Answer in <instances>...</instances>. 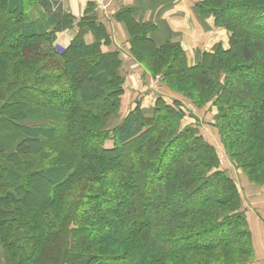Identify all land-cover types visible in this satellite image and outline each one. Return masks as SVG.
Returning <instances> with one entry per match:
<instances>
[{"label":"trees","instance_id":"16d2710c","mask_svg":"<svg viewBox=\"0 0 264 264\" xmlns=\"http://www.w3.org/2000/svg\"><path fill=\"white\" fill-rule=\"evenodd\" d=\"M5 2L6 8L0 7L6 19L0 28V74L11 78L0 87L7 91H0V189H6L5 193L0 190V208L17 205L4 218L0 215L6 264H214L215 252L225 264L231 255L247 256L250 259L245 264H250L253 252L243 214L232 210L220 217L227 207L237 204L238 209L235 186L227 173L218 170L217 153L198 130L180 126L182 103L158 97L149 116L136 108L122 124L108 128L118 115L123 94L121 61L115 52H101L108 39L94 14L87 16L93 5L87 6L76 24L78 33L69 46L62 51L50 47L45 55L49 61L41 63L11 52L40 42L50 46L57 33L72 28L75 18L60 11V0H0V5ZM30 4L37 12L27 16ZM195 7L201 18L212 17L228 32L229 45L199 54L192 67L186 64L180 45L157 46L150 38L155 27L139 25L131 10L122 9L117 20L129 33L131 55L141 65L148 62L147 68L142 66L150 76L159 74L165 88L198 108L213 102L217 128L234 161L232 147L241 145L239 150H245L243 142L248 138V152L264 146V70L260 79H253L256 88L247 89L244 98H235L230 84L237 76L230 72L231 66L237 56H244L234 47V40L242 39L238 27L249 25L261 37L264 23L258 12L264 4L260 0H202ZM235 7L237 17L232 11ZM229 12L234 18L227 16ZM9 18L12 25L6 29ZM87 32L96 38L92 45L81 39ZM136 34L150 48L147 59L135 54ZM8 35L12 40L5 43ZM262 37L254 41L253 48L264 62ZM22 66L24 70L16 73ZM221 77L228 81L226 85L221 86ZM13 95L21 96L22 103L11 100ZM202 95L208 96L204 102ZM229 99L240 101L236 109L242 111L232 135L224 134L220 123L233 111ZM13 106L20 109L12 112ZM18 111L20 117L15 115ZM16 118L29 122L22 125ZM26 140L38 144L60 140L72 151L60 163L36 171L9 160ZM168 149L171 153L165 160ZM260 156L250 167L260 164ZM33 177L50 187L41 203L34 190L26 196ZM183 182L190 185L182 194L185 203L192 202L198 191L208 192L195 208L169 203ZM96 199L103 202L101 208L90 211ZM85 204L89 206L83 209ZM86 244L100 247L98 253L72 252ZM28 246L31 250L25 254L23 249ZM18 252L24 254L20 257Z\"/></svg>","mask_w":264,"mask_h":264},{"label":"rangeland","instance_id":"374dc122","mask_svg":"<svg viewBox=\"0 0 264 264\" xmlns=\"http://www.w3.org/2000/svg\"><path fill=\"white\" fill-rule=\"evenodd\" d=\"M32 1L35 2V1H42V0H32ZM45 1H49V0H45ZM201 1L202 0H200V2ZM247 1L249 2L250 0H247ZM260 1L264 4V0H260ZM252 3H254V2H252ZM257 4H259V3H257ZM92 5L94 6V4H92ZM59 6H60V4H59ZM0 7H3L5 9L6 8V2H5V4L0 5ZM94 9L95 8H92V10H90L88 12V15H87L88 17H90L92 14H95ZM232 11L234 12V14H236V17H237L239 9L237 7H235L232 9ZM235 11H237V12L235 13ZM35 12H37V7L36 6L34 7L33 4H30L27 7L26 15L32 16L33 14H35ZM231 12L226 13V14L230 18L231 17L234 18V16H232ZM258 13H260V15L263 16L262 17V23H264V10L260 11ZM222 15L225 16V11H223ZM10 19L11 18L7 19L6 29L11 28L12 21L14 20V17H12V21H10L11 24L8 23V21ZM4 20H6L5 17L0 13V28L2 26H4L3 25ZM78 21H76V19H75V22L73 24L76 25L78 23ZM240 21H242V20H240ZM241 23L243 24L244 22H241ZM238 30L241 32L242 39L240 37L239 39L234 40V47H235V50H237V52L243 53L244 56L235 55V56H237V59L235 60V62H233L232 66H231L232 69L230 68L231 69L230 72L236 74L237 76H233V80L231 81L230 84H231V87L233 88L234 95L236 96L235 98H238V97L244 98V97H246V95L244 96V94H245V91H247V89H249V91H250V89L252 90L253 88H256L253 86V83H254L253 79H255V78L260 79L259 76L261 75L262 71L264 70V62L261 61L262 58L259 59V55L257 54L258 52H256V50L253 48L254 41L258 38L261 39V37L264 35V31L263 32L261 31V37H259V35H258L259 32H257L251 26L246 25V24L243 26L239 25ZM7 37L8 38H7L5 43H7L8 40H12L10 35H8ZM135 37H136L135 41H137L136 45L134 46L135 54L142 55L143 57H145L147 59V56L150 52V48L148 47V44L145 41H143L138 34H136ZM0 38H1V33H0ZM262 38L264 39V37H262ZM14 39H15V37L13 38V40ZM238 40H243V41L238 43ZM1 43H2V41L0 40V44ZM175 44H177V43H175ZM55 45H56L55 40H54V42H52V44H50V46L44 42H40V43L36 44L35 46L22 47V49H16L15 51H12L11 54H13V55L18 54V56H23L25 59H29L30 61H33V62H36L37 60L41 63L46 62V61L48 62L49 60L45 57V55H47L49 53V48L52 46H55ZM236 45H238V46L240 45V46L237 47ZM217 48H219L221 50L223 49L221 47H217ZM140 49H142V51ZM182 52L184 54L183 50H182ZM209 52H211V51H209ZM199 54H201V53H199ZM184 55H185V59H186V64L188 66L192 67L187 62L186 54H184ZM37 57H38V59H36ZM34 60H36V61H34ZM147 63L148 62H146V61L142 62V65H144V67L147 68ZM23 64H25V62H23ZM83 68L84 67L81 66L80 69L83 70ZM23 70H24V67L22 66L20 68V70H17L16 73H19V72L21 73ZM25 72H27V71H25ZM9 76H10V74H6L5 72L3 74H0V87H5L4 85L8 84V80H10V78H11ZM152 77L153 78H151V79H153V81L156 83V85H158L161 89L163 88L164 91L165 90L167 91V88L164 87L165 84L162 82V78L160 77L159 74L152 76ZM223 77H224V75H223ZM223 77L220 78L221 82H222L221 86L226 85V82H228V81H226V82L222 81ZM172 85L175 87V85L173 83H172ZM0 91L2 93L7 92L6 89H4V91H3V88H0ZM171 93H173V92H171ZM174 94H176V93H174ZM202 96H203L202 102L206 101L208 96H206V95H202ZM11 97H12L11 100H14V102L16 101L18 103L19 102L22 103V101H23L21 96L14 97V95H13ZM232 100L233 99H229L230 102H228V103L233 108V111H231L230 113H227V114H229V116L225 117L223 119V121H220V123L223 124L224 130L226 129L224 134H228V135L229 134L232 135V133L230 131L234 128L235 125L236 126L239 125V121H240L239 118H240V114L242 113L241 110L236 109V106H238L240 104V103H238L240 101L235 102L234 100L233 101ZM8 101H9V99H8ZM185 102L189 103L188 104L189 107L182 104V110L184 111V117L181 120L180 126H182V127L193 126L195 129L198 130L199 135L205 141V143H207L210 147H213V149L215 150V153H217V156H218V167L217 168H218V170L220 172L227 173L228 177L233 182L235 189H236V195L239 196L237 198L238 203H239L238 209H237V204L233 205L232 207H227V208L223 209L224 211L220 215V217L227 215V213L231 212L232 210H235V211L237 210V212H240L243 214L244 228H246V230L249 233L248 235H249L250 242H251V251L253 252V256H252L253 260L250 261V264H255L256 258H255L254 247H255V245H258V239L253 236V231H254L255 225H256L255 223L260 224L262 226L263 231H264V160H260V158L261 157L263 158V156H264V146H260V148H256L259 146L258 145L255 147L254 152L250 153V152H248L249 146L247 144L250 143L251 141H249L250 138H248V141L245 140V142H243V143H246V144H243V147L245 148V150L244 149L242 151L239 150V147L241 145L238 148L236 146L232 147L231 152L235 156L234 161H233L232 158L230 157L229 153H227V150L224 146V141H223L221 134L217 128V125H216L217 110H216V107L214 106L213 102L210 101L208 104L204 105L201 108L194 106L192 104V102L189 101L188 99ZM170 103H172V101ZM246 103H247V101H245V107H247ZM11 108H12V112L20 109V108H16L15 106H13ZM21 112H23V109L21 110ZM20 113H19V111L17 114L15 112V115H17V117H20V115H19ZM16 122L24 125V124L29 122V119H27V120L20 119L19 120L16 118ZM3 128H6V130H9L7 126H3ZM230 140L233 141L234 139L231 137ZM67 144L68 143H66L64 141L62 142L60 140H56L53 142L39 143V144L26 140L20 144V147L17 149L16 154L13 155L12 159H9V160L12 161L13 163H18L19 165L21 164L20 166H23V165L26 166L28 164L29 169L40 171V169L48 168V167L54 166V164L60 163L62 161V159L64 158V156H67L72 151L68 147ZM263 144H264V141H263ZM110 145H111V143L107 144V147H109ZM256 149H259L260 153H256L255 152V151H257ZM170 153H171V149H168V154L165 157V160H168ZM256 154L261 155L259 157V161H258L260 164L256 167L257 169L256 168L253 169L252 167H250V165H251L250 163H251V161L253 163L256 161V158H255L257 156ZM254 155H256V156H254ZM31 183L35 184V186H33ZM189 186L190 185L188 182L181 183L175 189L176 193L173 197H171L169 199V203L180 204V205L188 204V205H190L191 208H195L199 201L201 202V200H203L204 198L207 197L208 192L206 190L198 191V193H196L195 195H193L191 197V198H193L192 202L185 203V197L183 198L182 194ZM28 187L31 189L30 190L31 192H29V194L26 196H31L32 191L34 190L33 192L35 194L34 193L33 194L35 196L39 197L40 203L42 202L41 200L46 199L47 190H48V188H50L48 186V184H46L45 182L40 181L36 178H34L33 180H30ZM248 188H250V189H248ZM0 190H2L1 192H4V193L6 192V189H0ZM248 190H250V191H248ZM100 201L101 200L96 199V201L91 202L90 206L88 205L89 207L85 204L83 209H86L88 207V208H90V211H93V210L98 211L101 208V203H103ZM15 206H17V205L12 204V205H8L7 207H3L4 209L0 208L1 217L4 218V216L7 212L11 213ZM102 206H103V204H102ZM104 208H106V206ZM23 209L26 210L25 208H23ZM164 209H166V208H162V210H164ZM13 211H15V210H13ZM97 213H96V215H98ZM224 232H226V231L225 230L222 231V233H224ZM260 234H262L261 231H260ZM204 241L208 242V240H204ZM204 241H201V242L204 244ZM261 244H262V242H261ZM99 248L96 246L95 247L90 246V244H86L81 249L76 247L72 252L73 253L79 252V253H81V255L82 254L83 255H85V254L93 255V254L98 253ZM23 250H24L25 254H28V251L31 250V246H28V248H26V249L24 248ZM24 252L22 254H24ZM18 254H21V252H18ZM22 254L20 255V257L22 256ZM34 256L36 257V255H34ZM231 257H232V255H231ZM231 257H229L226 264H245L250 259L247 256L240 257L239 255L234 256L232 258ZM213 262H214V264H225L222 256H220L218 252H215L213 254ZM237 262H239V263H237ZM31 263H32L31 261H28L25 264H31Z\"/></svg>","mask_w":264,"mask_h":264},{"label":"crops","instance_id":"0c3cea01","mask_svg":"<svg viewBox=\"0 0 264 264\" xmlns=\"http://www.w3.org/2000/svg\"><path fill=\"white\" fill-rule=\"evenodd\" d=\"M99 1L61 0L59 7L63 14H70L78 21L84 17L87 6L94 4L95 21L105 29L108 39L100 50L104 54L115 52L120 58L123 94L119 98L118 115L110 120L108 128L114 129L122 124L136 108L145 116H149L158 97L168 103L175 100L188 106L189 103L185 102L183 97L171 93L168 89V92H165L156 85L151 79L153 77L135 61L130 53L129 33L124 24L117 20L118 12L129 9L134 12L132 18L139 25L154 26L155 31L151 33L150 38L157 46L166 42L179 44L191 66L197 63L199 53H208L217 47L228 48V32L223 27H218L212 17L201 18L195 7L200 0H102V5ZM77 33L75 24L72 28L57 33L56 49L65 50ZM81 39L87 45H92L96 40L95 36L88 32L83 34ZM255 224L253 236L258 239V245L254 247L255 264H264V231L260 224ZM0 264H6L1 244Z\"/></svg>","mask_w":264,"mask_h":264},{"label":"built area","instance_id":"2783aa9c","mask_svg":"<svg viewBox=\"0 0 264 264\" xmlns=\"http://www.w3.org/2000/svg\"><path fill=\"white\" fill-rule=\"evenodd\" d=\"M99 2H100V5H102V0H100Z\"/></svg>","mask_w":264,"mask_h":264},{"label":"bare ground","instance_id":"6f19581e","mask_svg":"<svg viewBox=\"0 0 264 264\" xmlns=\"http://www.w3.org/2000/svg\"><path fill=\"white\" fill-rule=\"evenodd\" d=\"M247 186V185H246ZM251 187V186H250ZM248 189H250V188H248ZM252 189V188H251ZM248 191H250V190H248ZM253 201V200H252ZM252 223V222H251Z\"/></svg>","mask_w":264,"mask_h":264}]
</instances>
